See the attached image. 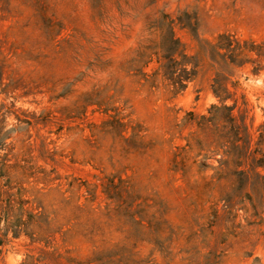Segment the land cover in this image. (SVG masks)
I'll use <instances>...</instances> for the list:
<instances>
[{
	"label": "rangeland",
	"instance_id": "rangeland-1",
	"mask_svg": "<svg viewBox=\"0 0 264 264\" xmlns=\"http://www.w3.org/2000/svg\"><path fill=\"white\" fill-rule=\"evenodd\" d=\"M164 12L197 65L179 91L142 57ZM222 32L264 42V0H0V151L30 221H1L0 264H264V58L221 69L202 45ZM216 76L242 182L197 124Z\"/></svg>",
	"mask_w": 264,
	"mask_h": 264
},
{
	"label": "trees",
	"instance_id": "trees-1",
	"mask_svg": "<svg viewBox=\"0 0 264 264\" xmlns=\"http://www.w3.org/2000/svg\"><path fill=\"white\" fill-rule=\"evenodd\" d=\"M173 21L174 19L170 14L164 12L160 18L152 23L151 28L158 31L160 37L145 47L146 50L142 52V57L148 58L145 64L155 58L159 67L154 73H161L168 84L173 85L179 91L195 78L197 65L192 63V56L187 54L183 49L181 40L175 35ZM202 47L221 69L228 66H243L248 62L255 64L253 69L255 72L262 68L261 59L264 58V42L259 43L254 39L248 40L231 32H222L217 36L215 42L205 41ZM254 54L256 55L255 58ZM147 74L143 72L142 75L147 78ZM152 84L154 85L155 81ZM212 89L219 103L210 107V115L202 114L197 124L202 130L208 128L212 130L217 152L228 157L226 160L221 159L220 162L226 165L231 162L235 164L237 169L234 174L238 176V182H242L247 174V169L240 167L251 155L250 135L245 124L240 122L235 115V105L227 103L233 94L227 85L220 84L218 76L214 78ZM190 114L194 115V112H190ZM258 166L264 167L263 158H254L253 168L256 169ZM12 167L13 165L9 163L8 154H2L0 151V223L5 220L6 231L11 229L14 235H18L22 230L29 228L30 221L24 220L21 215L26 202L22 196L19 195L18 197L17 195L21 193V190L17 194L10 192L13 189L10 176ZM235 196L242 197L243 195H235V192L232 191L222 196L227 207L234 204ZM16 208L20 215L15 211ZM12 213H16V219L11 217ZM1 242L3 240L0 238V244Z\"/></svg>",
	"mask_w": 264,
	"mask_h": 264
}]
</instances>
